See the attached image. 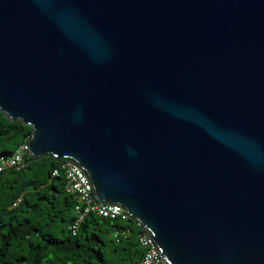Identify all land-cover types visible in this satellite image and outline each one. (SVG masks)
Returning a JSON list of instances; mask_svg holds the SVG:
<instances>
[{"label": "water", "instance_id": "1", "mask_svg": "<svg viewBox=\"0 0 264 264\" xmlns=\"http://www.w3.org/2000/svg\"><path fill=\"white\" fill-rule=\"evenodd\" d=\"M0 112L162 264H264V0H0Z\"/></svg>", "mask_w": 264, "mask_h": 264}, {"label": "trees", "instance_id": "2", "mask_svg": "<svg viewBox=\"0 0 264 264\" xmlns=\"http://www.w3.org/2000/svg\"><path fill=\"white\" fill-rule=\"evenodd\" d=\"M31 132L0 112V157H10ZM24 162L22 170L0 174V264H136L142 258L144 232L131 218L90 214L72 236L75 202L63 191L64 163L50 155Z\"/></svg>", "mask_w": 264, "mask_h": 264}, {"label": "built area", "instance_id": "3", "mask_svg": "<svg viewBox=\"0 0 264 264\" xmlns=\"http://www.w3.org/2000/svg\"><path fill=\"white\" fill-rule=\"evenodd\" d=\"M26 156H29L27 142L22 144L10 157H0V174L7 170H22L25 167L24 158ZM61 169L65 177L63 191L66 195L72 196L75 202L73 206L75 219L68 228L72 236L76 235L81 223L90 214L111 220L126 221L130 218L120 207H112L95 200L80 171L68 164H63ZM57 174L58 172L54 171L52 175L56 176ZM138 243L144 249V254L136 264H162L145 233L138 237Z\"/></svg>", "mask_w": 264, "mask_h": 264}]
</instances>
